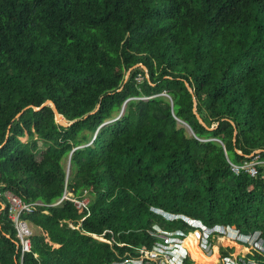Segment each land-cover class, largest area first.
Returning a JSON list of instances; mask_svg holds the SVG:
<instances>
[{
	"label": "trees",
	"instance_id": "trees-1",
	"mask_svg": "<svg viewBox=\"0 0 264 264\" xmlns=\"http://www.w3.org/2000/svg\"><path fill=\"white\" fill-rule=\"evenodd\" d=\"M0 190L45 203L22 252L1 196L0 264H104L155 223L189 230L153 207L264 238V0H0ZM66 191L87 205L52 204Z\"/></svg>",
	"mask_w": 264,
	"mask_h": 264
},
{
	"label": "built area",
	"instance_id": "built-area-1",
	"mask_svg": "<svg viewBox=\"0 0 264 264\" xmlns=\"http://www.w3.org/2000/svg\"><path fill=\"white\" fill-rule=\"evenodd\" d=\"M257 161H245L242 164H236L230 161L232 170L239 173L241 170H246L251 174L257 173ZM5 197L6 202H2V206L7 205L9 217L13 220L21 245L22 252L31 250V235L34 230L32 223L22 217V212L33 211L38 205H44L41 200L33 202L24 201L14 192L7 190L1 192V196ZM63 199H71L76 206L82 210L88 203V197L77 198L67 191L64 195L52 204H56ZM153 209L164 215L167 219H181L185 222L189 230L182 228L169 229L155 223L152 231L156 240L152 247H147L145 244L136 246L132 253H128L117 260H113L104 264H264L259 256L264 255V238L260 230L251 232H242L234 224H214L206 225L201 219L193 218L183 213H173L165 211L162 208ZM197 234L195 240V251H191L188 246L190 236ZM102 240L111 242L110 239L104 236H98ZM233 241L232 245H224L223 239ZM219 241V242H218ZM215 246H223L232 248L228 254L216 258V262L208 263L200 259L199 253L206 257H211L214 254ZM196 251L198 255L196 254ZM258 256V258L256 257Z\"/></svg>",
	"mask_w": 264,
	"mask_h": 264
},
{
	"label": "water",
	"instance_id": "water-1",
	"mask_svg": "<svg viewBox=\"0 0 264 264\" xmlns=\"http://www.w3.org/2000/svg\"><path fill=\"white\" fill-rule=\"evenodd\" d=\"M128 74H129V72H128ZM128 74H127V76H128ZM186 85H187L188 89H189L191 92H193V89H192L191 85H190L188 82L186 83ZM194 101H195L194 111H195V113L197 114V117L199 118V120H200L204 125L207 126V124L205 123V121L203 120V118L201 117V115L197 112V109H196V104H197V102H196V98H195V97H194ZM46 104H51V105H52V108H53V110H54V112H55L56 119H57L58 122H60V123H62V124H64V125H69V124L72 123V122H69V121H68V120H67V119H66V118H65V117L59 112L56 103H55L54 101H52L51 99L46 100L41 106H34V108H35V109H40L41 107H43V106L46 105ZM27 107H29V105L26 106L25 108H27ZM20 113H21V112H20ZM20 113H18L17 116H18ZM62 117H63V118H62ZM187 126H188V124H187ZM210 128H213V127H210ZM256 151H261V149H258V150H256ZM68 171H69V170H68Z\"/></svg>",
	"mask_w": 264,
	"mask_h": 264
},
{
	"label": "rangeland",
	"instance_id": "rangeland-1",
	"mask_svg": "<svg viewBox=\"0 0 264 264\" xmlns=\"http://www.w3.org/2000/svg\"><path fill=\"white\" fill-rule=\"evenodd\" d=\"M182 124L183 125H186L185 123H183L182 122ZM27 139V136H24L23 137V140H26ZM46 147V144H43L42 142H41V146H40V148L38 149V151H37V156L39 157V155H40V153H41V150L43 149V148H45ZM32 228H33V230L35 231V232H37V231H39V228L37 227V226H35L34 224H32ZM224 241L222 242L224 245H232L234 242L233 241H230V240H228L227 238L225 239H223ZM219 242V241H218ZM189 247H190V244H189Z\"/></svg>",
	"mask_w": 264,
	"mask_h": 264
},
{
	"label": "crops",
	"instance_id": "crops-1",
	"mask_svg": "<svg viewBox=\"0 0 264 264\" xmlns=\"http://www.w3.org/2000/svg\"><path fill=\"white\" fill-rule=\"evenodd\" d=\"M39 228V230L41 229L40 227H38Z\"/></svg>",
	"mask_w": 264,
	"mask_h": 264
},
{
	"label": "bare ground",
	"instance_id": "bare-ground-1",
	"mask_svg": "<svg viewBox=\"0 0 264 264\" xmlns=\"http://www.w3.org/2000/svg\"><path fill=\"white\" fill-rule=\"evenodd\" d=\"M63 118V117H62Z\"/></svg>",
	"mask_w": 264,
	"mask_h": 264
}]
</instances>
